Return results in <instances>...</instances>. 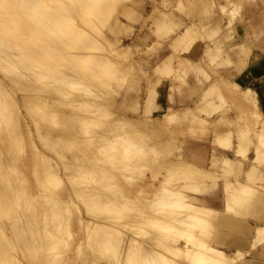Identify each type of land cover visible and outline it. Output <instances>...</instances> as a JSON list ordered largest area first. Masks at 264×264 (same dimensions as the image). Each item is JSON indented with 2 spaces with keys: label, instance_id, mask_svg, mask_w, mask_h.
<instances>
[{
  "label": "rangeland",
  "instance_id": "obj_1",
  "mask_svg": "<svg viewBox=\"0 0 264 264\" xmlns=\"http://www.w3.org/2000/svg\"><path fill=\"white\" fill-rule=\"evenodd\" d=\"M8 1L9 4L0 8V67L2 65L6 68L0 69V264H114V260L117 264L118 259L119 264H162L165 255L172 263H189L182 257V251H177L176 256L171 252L172 248L178 247L174 241L177 238L176 233L160 227V219L161 223L164 220L165 224H179L173 218L176 217L177 220L176 213L172 214L171 210L158 205L162 212L169 211L170 216L167 217L155 205L162 198L160 192L165 186L177 188L180 185L178 180L169 181L165 178L166 164L182 160L207 168L206 170H213L219 177L207 180L210 187L202 195L216 198L218 201H225V181H233L235 184H238V181L244 182L253 185L257 191L264 189L261 187L264 180H253L244 174V168L257 155L255 144L260 145L257 133L247 139H243L241 134L243 126L248 124L252 130L259 131L263 118L255 115L249 100L242 99L241 94L237 95V89L233 91V88H228V93L227 90H213L208 93L210 95L202 104L205 108L193 110L201 117L206 114L204 117L208 119V130L205 133L196 134L186 120L180 122V125L166 123L163 114L179 109L171 107L165 110L156 105L159 96L157 91L166 88L168 81L171 83L174 80L178 86L174 89L180 92V89L187 85V79L191 75L196 76L201 85L210 82L213 85L217 82L223 85L224 80L204 61L207 73L182 69V61L188 60L182 57L183 53L190 50L198 35L190 36L192 39L180 40L177 44L170 42L171 38L165 36L175 30L176 22H181L183 16L195 22L200 12L203 15L202 21H221V41L216 44L221 45L225 51L231 48L234 41L230 24L243 13L242 3L245 0H223L224 5H220V0H118L115 11L107 9L106 15L111 13L112 16L106 26V23L100 21L108 18L109 14L101 19L94 18L98 26L104 29L106 40L99 38L100 35L95 37L94 32L89 33H93L91 37L101 40L97 42L104 45L100 44L93 50V56L99 59L102 55L100 60L103 59L101 64L104 65H108V61L110 63L109 59L114 60L120 65L117 70L119 74H116L114 68L102 70L100 66L82 64L77 55H83L85 51L72 47L69 35L63 38L67 41H53L56 36H53L54 39L46 37L48 29L44 24L51 21L38 18L36 11L41 15L48 13L54 18L60 12L65 13L68 10V14L76 16L81 12L74 8L78 2L74 4L60 0L65 3L64 6H70L66 10L58 6L59 0H42L41 3L39 0H35L36 3L31 0L33 2L30 3L28 0L29 3L26 2L25 6L23 0ZM216 1L219 10H187L189 5L193 7ZM235 3L241 7L231 9ZM161 11L169 15L158 18L162 15ZM13 14L14 21L15 14L20 16V19L16 18V21H21L20 28L19 22L8 20ZM33 14L38 18L37 21L32 17ZM39 14L38 16H41ZM30 15L34 22L28 17ZM228 17L229 26H226L224 21ZM3 20H8V25L10 22L17 24L19 29L13 25V30L8 27L13 37L8 34L9 30L5 28L7 24H4L6 22ZM42 20L46 22L43 23ZM77 22L83 23L80 19ZM33 23L34 28H31ZM102 25L105 27L102 28ZM83 26L82 28H85ZM100 27L96 34L100 32ZM3 32L5 36L2 35ZM26 46L28 49H25ZM19 48L23 50V55H20ZM10 52L16 53L17 56ZM164 59L177 63L175 75L172 76V69H160ZM113 71L115 75H119V79ZM19 72H23V77ZM42 78L46 80L43 81ZM106 79L111 83L106 84ZM113 79L114 81H111ZM153 91H156L155 102L150 106ZM148 92V97L145 98ZM233 92H236L237 97L232 96ZM224 94L231 103L228 107ZM214 98L220 99V103L211 111ZM134 100H137V104H133ZM213 112H218L216 117L212 116ZM122 120L130 123L126 125L128 128L122 126ZM217 132L225 133L227 140L216 141ZM128 140L132 143L130 148L134 145L135 148L127 150L125 142L130 144ZM251 141L254 143L251 144ZM261 144L263 148L264 143ZM221 146L233 148L224 150ZM213 153L239 159L243 165L241 169L235 168L226 172L221 165L212 166ZM258 164L264 172V162ZM185 190L194 194L193 190ZM209 202L213 204L211 200ZM108 203L110 208L107 209L112 211H106ZM242 211H231V215L246 220L253 217L252 212ZM113 216L117 217L121 224L137 227L130 229L118 225L120 234L117 236L120 243L113 240L109 244H102L100 242L104 240L99 237L104 228L102 231L100 227L93 228L96 227L94 223L106 221ZM156 219L160 220L159 224L155 223ZM103 233L105 235V232ZM132 238L139 242H135L136 246L130 242ZM159 241L165 242L162 247L159 245L161 243L157 244ZM182 244L180 242V245ZM218 245L237 247L231 244V241ZM127 247L131 248V251H128ZM258 247L251 246L245 255L240 256L236 251L226 252L235 257L233 264H257L255 258L264 259V253L258 252ZM100 248L102 251L106 249V252L102 253ZM100 252L103 255L99 254ZM129 252L133 253L131 263L128 259ZM107 253H110L112 261Z\"/></svg>",
  "mask_w": 264,
  "mask_h": 264
},
{
  "label": "bare ground",
  "instance_id": "obj_2",
  "mask_svg": "<svg viewBox=\"0 0 264 264\" xmlns=\"http://www.w3.org/2000/svg\"><path fill=\"white\" fill-rule=\"evenodd\" d=\"M4 1H7V2H5L4 3ZM19 1V0H18ZM17 1V3H19L20 1H22V0H20L19 2ZM33 1H35V0H33ZM32 1V2H33ZM40 1V3H41V1L42 0H39ZM56 1V0H55ZM69 3H74L75 4V2H78V3H76L77 4V6L75 7L74 5V8H78L79 9V11H81V12H78V14H77V12H76V16H74V15H72V14H68L69 12H68V7H70V6H68V7H66V6H64V4L65 3H63L62 1H58V6L60 5V8L61 9H66L65 11V13H67V14H65V13H62V12H60V14H57L59 11H56L57 13V16H55L54 18H53V16H50V15H48V13H46L47 15H45V14H42L41 15V13L39 14L38 13V11H36V15H37V17L39 18V17H42L43 19H48L49 21H51V22H49V24L48 23H46V24H44L46 27H47V29L48 30H46V37H48V39H49V37H51V39H54L53 38V36H56V38L53 40V41H55V40H62L64 37H66L67 35H69L70 36V38H71V41H72V47H74V48H76V49H80V50H82V52H84L85 51V54L84 53H82L80 50V52L83 54V55H77L79 58H77V59H79L80 60V62H82V64H84L85 66L86 65H92V66H94V67H99L100 66V68L103 70V69H105V68H111V69H116V72H117V70H118V68L120 67V65L119 64H117L114 60H112V59H109L110 60V63H109V61H108V65H104V64H101V61L103 60V59H101L100 60V56H102V55H100L99 56V59H97V57H95V55L93 56V50H95V49H97V47L101 44V42H100V44H99V42H97V41H101V40H96L97 38H94V37H91L92 36V34H90L91 32H94V34L93 35H96L95 37H97V35H100L99 36V38H102L103 37V41L104 40H106V37H105V35H104V29H101V27L100 26H98L99 24L98 23H96V21H94V18H100L101 19V17L102 16H105L106 15V13H107V9H109V10H114L115 8H116V5H117V2H118V0H67ZM14 2H16L15 0H14ZM26 2L27 3H32L31 2V0H29V2H28V0H23V3H24V6H25V4H26ZM38 2V1H37ZM43 2V1H42ZM3 3H4V5H3ZM10 3V1H8V0H0V8H1V6L2 7H4L5 5H7V4H9ZM22 3V4H23ZM35 3H36V1H35ZM39 3V2H38ZM28 5V4H27ZM29 5H31V4H29ZM41 5V4H40ZM48 5V4H47ZM69 5V4H68ZM57 6V7H58ZM47 7H51V6H47ZM38 8V7H37ZM54 8V7H53ZM4 9V8H3ZM47 10H50V9H48V8H46ZM60 9V10H61ZM6 10H7V8H6ZM54 10L55 9H53L52 10V12H54ZM56 10H58V9H56ZM51 11V10H50ZM49 11V12H50ZM63 11V10H62ZM75 11V10H74ZM74 11H72V12H74ZM115 11V10H114ZM113 11V12H114ZM48 12V11H47ZM64 12V11H63ZM111 12V11H110ZM29 13V12H28ZM39 15H41V16H38V14ZM161 13H162V15L160 14V16L158 17V18H160V17H164V16H167V15H169V13H167V12H162L161 11ZM32 14V13H31ZM51 14V13H50ZM109 14V17L108 18H104V19H102L101 21H100V23H103V24H105V26L108 24V21H109V19H110V16H112V14L111 13H108ZM108 14L106 15V17L108 16ZM111 14V15H110ZM114 14V13H113ZM5 16L6 15H8V14H4ZM29 15V14H28ZM34 15V14H33ZM52 15V14H51ZM2 16V13L0 12V17ZM11 16V15H10ZM13 16V17H12ZM11 17H8L9 19L8 20H10V21H12L13 19L12 18H14V14L12 15ZM18 15H16L15 14V17L16 18H19V17H17ZM29 18H31V20H32V17H35V15L34 16H32L31 17V15L30 16H28ZM4 18V17H3ZM15 18V21L13 20V22H19L18 23V27L20 28V26L19 25H21L20 23H21V21H16V20H18V19H16ZM38 18H36L35 17V19H36V21H37V19ZM41 18V19H42ZM0 19H2V17L0 18ZM20 19V18H19ZM78 19H80L83 23L82 24H79L78 22H77V20ZM8 20H3L4 22H6V21H8ZM30 20V21H31ZM47 20V21H48ZM65 20H67L66 22H65ZM33 22H34V19L32 20ZM43 21H45V20H42V22ZM2 22V20H0V23ZM41 22V21H40ZM41 22V23H42ZM46 22V21H45ZM45 22H43V23H45ZM166 22H168V20L166 19ZM37 23V22H36ZM43 23H42V25H43ZM50 23H51V26H50ZM4 24H9L8 22H6V23H4ZM3 24V25H4ZM22 24H23V22H22ZM29 24L31 25V22H29ZM40 24V23H39ZM83 24H84V26H83ZM5 26V28H7L8 30H9V28L8 27H13V26H16V25H14V24H12L11 22H10V25H8V26ZM13 25V26H12ZM83 27H85V28H82V26ZM26 26H28L27 25V23H26ZM34 26V23L32 24V27L31 28H34L33 27ZM104 25H102V28H104L105 27ZM0 27H1V25H0ZM3 27V26H2ZM17 27V26H16ZM17 27V28H18ZM36 25H35V31L37 30L36 29ZM98 27H100V32L99 33H95L96 32V30L98 29ZM10 28V29H11ZM18 28V29H19ZM2 29H4V28H2ZM14 29H15V27H14ZM21 31H23V28L21 27ZM30 29V28H29ZM11 30H13V28L11 29ZM11 30H9V32H8V34L10 33L12 36L11 37H13V34L11 33L12 31ZM170 30H171V28H170ZM11 31V32H10ZM15 31V30H14ZM20 31V32H21ZM97 31H99V30H97ZM90 32V33H89ZM172 32V31H171ZM1 33V32H0ZM16 33V32H15ZM26 33V32H25ZM30 33H31V31H30ZM35 33H37V32H35ZM199 29H198V26L196 25V24H190L189 26H187L186 28H185V30L183 31V32H181L176 38H174L173 40H172V42L174 41V42H176V44L177 43H179V41L180 40H183V39H186V38H191L190 36H192V35H199ZM2 35H4L5 36V34H4V32L2 33ZM21 35V34H20ZM44 35V34H43ZM15 37V39H16V36H14ZM195 37V36H194ZM18 38H21V37H18ZM17 38V39H18ZM25 38H27V37H25ZM12 39V38H11ZM47 39V38H46ZM67 39V38H66ZM192 39V38H191ZM196 39V38H195ZM195 39H194V41H195ZM70 40V39H69ZM2 41H4V40H2ZM48 42H49V40H47ZM62 41H67V40H62ZM192 42H193V40H191ZM4 42H6V41H4ZM3 42V43H4ZM8 42V41H7ZM42 42V41H41ZM57 43V42H56ZM67 43H70V42H67ZM9 44V43H8ZM17 44V43H16ZM45 44H46V42H45ZM50 44V43H49ZM61 44V43H60ZM64 44V43H63ZM65 46V45H64ZM101 46H104L103 45V43L101 44ZM1 47V46H0ZM28 46H26V48L25 49H28L27 48ZM46 47H47V45H46ZM49 47V46H48ZM53 47V46H52ZM9 48V47H8ZM67 48V47H66ZM101 48H103V47H101ZM174 48L177 50V47L176 46H174ZM43 49V48H42ZM41 49V50H42ZM51 48L49 47V50H50ZM12 50V49H11ZM18 50V49H17ZM19 50H20V55H23V50L22 49H20L19 48ZM102 50H104V48L102 49ZM44 51V50H43ZM52 51V50H51ZM38 52V51H37ZM41 52V51H40ZM69 52V51H68ZM76 52V51H75ZM75 52H73L74 54H76ZM10 53H12V52H10ZM70 53H71V51H70ZM69 53V54H70ZM78 53V52H77ZM12 54H15L16 55V53H12ZM26 54V53H25ZM72 54V53H71ZM79 54V53H78ZM5 55V54H4ZM10 55V54H9ZM46 55H49L50 56V54L49 53H46ZM53 55V54H52ZM8 56V55H7ZM17 56V55H16ZM29 56V55H28ZM76 56V57H77ZM6 57V56H5ZM73 57V56H72ZM104 57V56H103ZM106 58H108L107 56H105ZM104 57V58H105ZM67 58V57H66ZM102 58V57H101ZM15 59V58H14ZM61 59V58H60ZM76 59V60H77ZM100 60V61H99ZM184 60V59H183ZM19 61V60H18ZM76 62H78V61H76ZM168 63V61H167V59L163 62V64H167ZM4 65V64H3ZM78 66V65H77ZM9 67H11V66H9ZM35 67V66H34ZM37 67V66H36ZM90 67V66H89ZM166 67V66H165ZM85 68V67H84ZM0 69L1 70H5L6 68L4 67V66H2L1 65V67H0ZM166 69V68H165ZM171 69V68H170ZM169 69V70H170ZM182 69H184V70H194V71H197L198 73H207V72H205V70L203 69V68H201L200 67V65L198 64V63H193V62H191L189 59L188 60H184V61H182ZM106 70V69H105ZM8 71V70H7ZM21 71V70H20ZM85 71V70H84ZM112 71V70H111ZM125 71V70H124ZM119 72H121V71H119ZM20 74H22V77H23V72L21 73V72H19ZM19 73H18V75H19ZM112 73V72H111ZM115 72L113 71V74H114ZM62 74V73H61ZM94 74V73H93ZM105 74V73H104ZM109 74V73H108ZM116 74H119L118 72L116 73ZM122 74H123V72H122ZM122 74H121V77H122ZM110 76H111V74H109ZM115 75V74H114ZM113 75V76H114ZM37 76V75H36ZM105 76V75H104ZM119 75H115V77H117L118 79L120 78V77H118ZM19 77H21V76H19ZM38 77V76H37ZM50 77V76H49ZM26 78H28V77H26ZM40 78V77H39ZM102 78V77H101ZM111 78V77H110ZM36 79V78H35ZM42 79H44V78H42ZM41 79V80H42ZM48 79V78H47ZM27 80H29V79H27ZM46 79H44L43 81H45ZM224 80V82H223V85L220 87V86H218V84H214V85H212V86H210V88L208 89V92L210 93V92H213V90H215V91H217V92H222L223 90H227L226 92L228 93V88L230 89L231 88V90H232V88H233V91L235 90V89H237V92H238V94L237 95H240L241 94V98L243 99V98H245L246 100H249L250 102H251V104L253 105V109H254V112H255V115L258 117V118H263L262 119V127L260 128V130L259 131H256V130H252V128L251 127H249L248 125H244L243 126V128L241 129L242 130V132H241V134H242V138L244 139V138H246L247 139V137H250V136H252L254 133L256 134L257 133V140L258 141H260V145L258 144L257 145V143L255 144V148H256V150H257V155H256V158H254V160H253V168L255 169L256 168V166H259V164L258 163H260V162H264V150H263V148H264V146H263V148H261L262 147V144H261V142L262 143H264V113L263 112H261L260 110H259V108H258V106H257V103H256V101H257V99H256V97H255V93H253L252 91H249V90H243V89H241V87L238 85V84H236V83H233V82H231V80H228V79H223ZM31 81V80H30ZM64 81V80H63ZM62 81V82H63ZM66 81V80H65ZM68 81V80H67ZM66 81V82H67ZM103 81V80H102ZM109 81V80H108ZM111 81H114V79L113 80H111ZM115 81H117V80H115ZM106 84L108 83L107 82V79H106V82H105ZM109 83H111V82H109ZM108 83V84H109ZM65 84V83H64ZM67 84V83H66ZM69 84H71V83H69ZM262 85H263V83H262ZM64 86V85H63ZM109 86V85H108ZM264 87V86H263ZM63 90V89H62ZM88 90H90V89H88ZM230 91V90H229ZM254 91V90H253ZM230 93H232L231 91H230ZM234 94V95H233ZM233 94H232V96H236V92L234 93L233 92ZM208 95H210V94H205L204 95V97H203V101H205L206 99H207V96ZM231 95V94H230ZM218 97V96H217ZM237 97V96H236ZM87 102V101H86ZM208 102V101H207ZM196 109V108H195ZM198 112V111H197ZM164 115V121L166 122V123H182L184 120H186L187 122H188V124H190L191 125V127H192V131H194L196 134H201V133H205L207 130H208V124H206L207 122H208V119H206L205 117H201V116H199V115H197L194 111H193V109H191V107L190 108H180V109H177V110H169L168 112H166V113H164L163 114ZM192 116V117H191ZM253 116H254V114H253ZM119 117L120 116H118V119H119ZM163 117V116H162ZM133 118H135V117H133ZM258 118H257V120L256 121H258ZM241 119H243L242 117H241ZM210 120V119H209ZM243 120H245V119H243ZM218 121H220L219 119H218ZM245 121H248L247 119L245 120ZM122 122H123V120H122ZM127 122V121H126ZM125 121L122 123V126L124 127V128H128V127H126V125L127 124H130V123H126ZM129 122V121H128ZM250 122V121H249ZM249 122H247V123H249ZM257 123V122H256ZM255 123V124H256ZM261 123V122H260ZM180 125V124H179ZM189 125V126H190ZM130 126V125H129ZM216 126H217V124H216ZM254 126V125H253ZM194 133V134H195ZM216 141H220V142H223V141H226L227 140V138H228V136L225 134V133H216ZM230 139V138H229ZM126 141V140H125ZM129 142H130V140H128ZM230 141V140H229ZM133 142V141H132ZM126 143V148H127V150H130L132 147H134V146H132L131 148H130V146H131V142H130V144L129 143H127V142H125ZM254 142L253 141H251V144H253ZM232 144V143H231ZM251 144H250V146H251ZM125 147H124V149H125ZM135 148V147H134ZM246 148V147H245ZM249 148V147H248ZM251 148V147H250ZM249 148V149H250ZM255 148H254V150H255ZM248 149V150H249ZM126 150V151H127ZM255 150V151H256ZM130 152V151H129ZM140 152H142V150L140 151ZM132 154V153H131ZM125 155V154H124ZM127 155V154H126ZM130 155V154H129ZM130 157V156H129ZM178 158H180V157H178ZM180 160V159H179ZM158 162H160L159 160H158ZM155 163H157V162H155ZM162 163V162H161ZM167 163V162H166ZM227 163H229L228 162V160H226V164ZM212 166H220L221 165V167L227 172V171H229V169H228V166H226L225 164H224V159L222 158V156L221 155H219V154H216V153H214L213 154V156H212ZM140 166V165H139ZM145 167V166H144ZM143 167V168H144ZM165 167H167L165 170H167L166 172L168 173H166L165 174V178H167L168 180L170 179V180H173V179H175V180H178L179 182H180V185L177 187V188H169L168 186H165L164 187V189H162V191L160 192V194H161V199H159L157 202L159 203H155V205L158 207L157 209L158 210H160V209H162V208H167L166 210H171V212L170 213H176L177 214V220H176V217H173V218H175V221L176 222H179V224L178 225H176V224H173V222H172V224H165L166 222H164V220H163V224L161 223V221H162V219H160V220H158V221H160V227L163 229V230H167L168 232H174V234L176 233V236H177V238H175V240L174 241H176V243H177V245H178V247H174V248H172V247H170V245H169V247L170 248H172V250H171V252L173 253V256H176L175 255V253L177 252V251H182L183 252V254H182V257L185 259H187V261L189 262V263H187V264H233V261L235 260V257H233V256H230V255H228V253L225 251V250H223V249H221V248H219L218 246H216L215 244H213V242H212V240L214 241V239H215V237H214V233L212 232V229L214 228V222H216V219L214 218L215 216H216V213H215V211H214V209L215 208H213L212 207V205L211 204H209L208 202H207V200H206V197H204L202 194H204V193H206V190L207 189H209V187H210V184L209 183H207V182H209V181H207L208 179H213V178H215V177H219V175H216V173L213 171V170H206V169H204V168H202V167H200V166H197L196 164H192V163H186V162H184V161H182V160H180L179 162H169L168 164H166V166ZM140 168V167H139ZM142 169V168H141ZM260 169V168H259ZM248 171H250V170H248ZM255 171V170H254ZM257 171V170H256ZM161 172H162V170H161ZM251 172V171H250ZM110 173V172H109ZM51 175V174H50ZM53 175V174H52ZM115 175V174H114ZM102 177H104V176H102ZM101 177V178H102ZM157 178V177H156ZM216 178V179H217ZM106 179V178H105ZM110 180V179H109ZM169 180V181H170ZM213 180H215V179H213ZM257 180V179H256ZM168 181V182H169ZM106 182V181H105ZM166 182H167V180H166ZM181 186V188H179ZM224 186H225V190H226V197H227V211L228 212H231V211H235L236 213H239V210L240 211H248L249 210V212H252V211H257V213L259 214V213H261L262 214V212H263V209H264V202H263V200H264V198L262 197V193H260V191H257L256 190V188L253 186V185H249V184H245L244 182H240V181H238V184H235V183H233V181H225V183H224ZM171 187H173V186H171ZM169 188V189H168ZM186 188H188V189H190V190H193L194 191V194H190V193H188V191H186L185 189ZM264 188V187H263ZM263 191V190H262ZM190 192V191H189ZM201 193V194H197V193ZM110 203L112 204L113 202H111L110 201ZM151 203H153V202H151ZM150 203V204H151ZM102 204V203H101ZM161 204V205H160ZM158 205H160V206H162V208H160L159 209V207L160 206H158ZM168 207L170 208V209H168ZM106 211H108V210H111L112 211V209H107V208H110L109 207V203L106 205ZM239 208H242V209H239ZM104 209V208H103ZM157 209H156V211H157ZM111 211H109V214L110 213H112ZM120 211V210H119ZM242 211V212H243ZM160 212H162L161 210H160ZM164 215H169V211H168V213L165 211V213H164V211L162 212ZM220 213V212H219ZM111 215V214H110ZM162 215V214H161ZM112 216V215H111ZM170 216V215H169ZM168 217V216H167ZM171 218V217H170ZM172 218V219H173ZM159 219V218H158ZM155 220V219H154ZM174 220V219H173ZM119 221L120 220H118V218L117 217H115V216H113V217H110L109 219H107L106 221H98V222H95L94 224H95V226L96 227H93V228H99L100 230L102 229V228H104V230H103V232H105V235H106V238H105V235H103L104 233L103 232H100V233H102L101 234V236L99 237V238H103V240H104V242H100V243H104V244H109V242H112L113 240H116V242H119V240H118V234H120V230L117 228V226L118 225H121V226H124V227H126V228H130V229H132V228H136L137 226H135V225H131V224H121V223H119ZM158 221H157V219H156V221H155V223H158ZM91 222V221H90ZM169 222V221H168ZM246 222V221H245ZM154 223V224H155ZM171 223V222H170ZM159 224V223H158ZM162 224V225H161ZM88 225H89V223H88ZM248 225V224H247ZM247 225L246 224H244V226L242 227V228H240V230H241V232L242 233H245L246 232V230L248 229L247 228ZM159 226V225H158ZM249 226V225H248ZM159 227V228H160ZM218 227V226H217ZM220 227V226H219ZM92 229V228H91ZM121 229V228H120ZM161 229V230H162ZM96 231H97V229H95ZM254 230H255V238H254V241H252L253 243H254V246L256 247V245H258V244H262V243H264V225H259V226H256L255 228H254ZM102 231V230H101ZM97 232H99V231H97ZM91 233V232H90ZM97 235H99V234H97ZM226 237V236H225ZM221 238H223V237H221ZM105 239H106V242H105ZM237 239V238H236ZM100 240V239H99ZM172 240V239H171ZM247 240H248V238H247ZM158 241V240H157ZM182 242L183 244L182 245H180V242ZM130 242H132V243H134L135 244V246H136V243L135 242H137V240H135V239H131L130 240ZM163 241H159V242H157V244L158 243H161V244H159L160 246L162 245L163 246V244L165 243H162ZM215 242V241H214ZM237 242L239 243V244H241V246H244L245 245V243H246V239H244V238H241V237H239V239H237ZM236 242V243H237ZM120 243V242H119ZM118 243V246H120V244ZM139 242H137V244H138ZM112 244H114V243H112ZM167 244V243H166ZM165 244V245H166ZM124 245V244H123ZM130 245V244H129ZM128 245V246H129ZM168 245V244H167ZM166 245V246H167ZM134 246V248H136ZM156 246H158V245H156ZM160 246H158V247H160ZM161 246V247H162ZM238 246V245H237ZM104 247H105V245H104ZM103 247V248H104ZM111 247V246H110ZM117 247V246H116ZM130 247V246H129ZM129 247H127L128 248V251H131L130 249L131 248H129ZM112 248V247H111ZM106 249H108L107 248V246H106ZM105 249V250H106ZM137 249V248H136ZM239 249V248H238ZM237 249V250H238ZM100 250H101V252L103 253V251H105V250H103L102 251V249L100 248ZM109 250V249H108ZM108 250H107V252H108ZM111 250V249H110ZM156 250H157V248H156ZM112 251V250H111ZM99 253V254H102V253ZM106 252V251H105ZM113 252V251H112ZM127 252V251H126ZM170 253V252H169ZM172 253H170V254H172ZM108 254V257H110L111 258V256H110V253H107ZM135 254H136V252H135ZM236 254L238 255V256H240V255H242V254H244V252L243 251H241V250H238L237 252H236ZM103 255V254H102ZM115 255V254H114ZM131 256H133V253H131V252H129V262L131 263V261H130V259H131ZM184 256H186V257H184ZM5 257V256H4ZM121 257V256H120ZM126 257H127V255H126ZM136 258V257H135ZM159 258H160V255H159ZM159 258H157L158 260H159ZM182 258V259H183ZM121 259V258H120ZM165 260H164V262L162 263V264H180V263H178L177 261H174L173 263L168 259V257L165 255V258H164ZM172 260V259H171ZM111 261H112V258H111ZM9 262V261H8ZM115 260H114V264H115ZM117 264H119V262H120V260L118 259L117 260ZM134 262V261H133ZM109 263H110V260H109ZM113 263V262H112ZM143 263V262H142ZM9 264V263H8ZM125 264V263H124ZM127 264H129V263H127ZM132 264V263H131ZM134 264V263H133ZM144 264V263H143ZM182 264V263H181Z\"/></svg>",
  "mask_w": 264,
  "mask_h": 264
},
{
  "label": "crops",
  "instance_id": "obj_3",
  "mask_svg": "<svg viewBox=\"0 0 264 264\" xmlns=\"http://www.w3.org/2000/svg\"><path fill=\"white\" fill-rule=\"evenodd\" d=\"M219 2H221L220 5H224L223 0H220ZM242 4L243 13L237 16V18L233 20V23L230 24L234 41L230 46L231 48L225 49V51L222 50L223 48L221 45L216 44L217 42L221 41V21H202L201 17L203 15L200 12L198 14L199 18L196 19L195 22L190 21L191 19H186V17L183 16L181 22H176L175 30L165 37H170L171 42L181 32H183L187 26L193 23L196 24L200 33L196 41L192 44L190 50L188 52H184V56L182 57L190 59L193 63L200 64V67L203 68L206 72L203 63L204 61L207 66H211L213 69H215L216 72L223 77V79L231 80V82L238 84L241 89H246L255 93L254 95L257 99V106L259 110L264 113V0H245ZM236 6L241 7L240 4L235 3L231 6V9ZM184 8L186 7L184 6ZM212 8H214V10H219L220 7L218 6L217 1L215 3L198 4L193 7L189 5V7H187V10L206 9V11H210ZM205 17L207 16H204V18ZM230 20H232V18ZM228 22L229 17L224 21V25L229 26V24L227 25ZM163 61H165V59ZM163 61L161 65L162 67L160 66V69L168 71L171 68L172 76L175 75V72L177 70V63H172L171 59L167 64H163ZM217 67H219V69H217ZM168 83L169 84L166 88H162L157 91V93H159V96L156 105L157 107L165 110H168L171 107H178L179 109L191 107V109L193 110L195 108L204 109L205 106H202L204 102L203 97L206 93H209L208 89L213 85L212 82L208 83L207 85L199 84L196 76L194 75L189 76V78L187 79V85L184 88H181L180 92H178L177 89H174L175 87H178L177 84L174 83V80L171 81V83L170 81H168ZM217 84L220 87L222 86V84H220L219 82H217ZM171 88H173V90ZM148 94L149 92L147 93L145 98L148 97ZM155 96L156 91H153L150 106L154 104ZM226 97L227 96L225 95V103L226 107H228L231 105V103L227 101L228 97L227 99ZM134 103L137 104V100H134L133 104ZM217 103H220V99L214 98L210 107L212 108L211 111L214 110L213 107L217 105ZM217 114L218 112H213L212 116L216 117ZM204 116H206V114H203V117ZM232 148L222 147V149L224 150ZM234 148L237 151V148ZM219 155H221L224 159V164L226 166L229 165L228 169L230 171L235 168L241 169L243 165L241 160L234 159L220 153ZM254 158H252L251 163L244 168V174L253 180H264V172H262L261 167L256 166L255 169L253 168ZM226 160H228L229 162L227 163L228 165L226 164ZM248 170H250L251 172ZM261 187H264V185H261ZM259 191L260 193H262V197L264 198V189H260ZM206 200L209 204H211L209 200L212 201L213 204L211 205L213 208H215L214 211L216 213V216L214 217L216 219V222H214V228L212 229L215 237V242L212 240L213 244L216 243V246L225 251L237 252L238 250H241L244 252V255L245 252H248L250 250L251 246L255 247L254 243L252 242L255 238L254 228L259 225H264V209L262 214H258L257 211H252L253 217L249 220H246L237 216H233L231 215L232 212L227 211V197L225 198L224 202L222 200L218 201L216 200V198L206 197ZM247 213H249V210L247 211ZM244 224H248L249 226L247 225L248 229L245 233H242L240 228H242ZM239 237L246 239V243L244 246H241V244L237 242V239H239ZM225 241H231V244H235L236 246H238L232 248L228 246L220 247L218 245ZM247 246L248 248H246ZM256 246H259L257 250L258 252L264 253V243L258 244ZM255 260L257 261V264H264V259L260 260V258H255Z\"/></svg>",
  "mask_w": 264,
  "mask_h": 264
}]
</instances>
